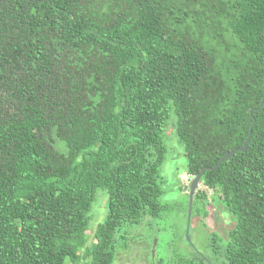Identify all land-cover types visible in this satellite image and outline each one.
<instances>
[{"label":"trees","instance_id":"trees-1","mask_svg":"<svg viewBox=\"0 0 264 264\" xmlns=\"http://www.w3.org/2000/svg\"><path fill=\"white\" fill-rule=\"evenodd\" d=\"M263 96L264 0H0V264H112L119 229L164 208L170 118L194 177L244 144ZM253 114L247 150L193 203L212 191L235 222L182 264H264V104Z\"/></svg>","mask_w":264,"mask_h":264},{"label":"rangeland","instance_id":"rangeland-1","mask_svg":"<svg viewBox=\"0 0 264 264\" xmlns=\"http://www.w3.org/2000/svg\"><path fill=\"white\" fill-rule=\"evenodd\" d=\"M166 157L160 168L164 205L157 217L147 215L138 224H125L116 233L115 256L112 264H182L183 258L194 256L193 249L209 253L211 237L225 234L235 222L220 200L209 192L207 206L192 210L190 238L186 237L188 213L186 193L193 177L187 174L185 149L176 134V118L172 116L163 135ZM201 187V186H200ZM108 192L98 188L89 213L88 245L95 241L98 225L107 217ZM230 222V223H229Z\"/></svg>","mask_w":264,"mask_h":264},{"label":"water","instance_id":"water-1","mask_svg":"<svg viewBox=\"0 0 264 264\" xmlns=\"http://www.w3.org/2000/svg\"><path fill=\"white\" fill-rule=\"evenodd\" d=\"M264 104V96L262 98V101L260 103V105L256 108H253L251 109V115H252V118H253V124L251 125L250 129H249V133H248V137L246 139V141L244 142V144L232 151H228L225 153V155L218 161V163L215 165V166H212V167H204L200 173L196 176H194L192 178V180L189 182V192H188V195H189V207H188V216H187V226H186V237H187V240L188 242L192 243L191 241V238H190V227H191V218H192V210H193V203H194V200H195V194L197 192V190L200 188V182H201V179L205 173L206 170H213V169H216L225 159H229L230 157H232L236 152L238 151H242V152H245L248 148V144L251 140V137H252V133H253V127L255 125V122H256V119H255V116H254V111H259L262 106Z\"/></svg>","mask_w":264,"mask_h":264}]
</instances>
